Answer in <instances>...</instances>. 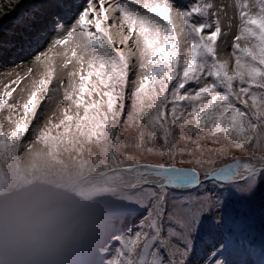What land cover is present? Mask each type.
Segmentation results:
<instances>
[{"label": "snow or ice", "instance_id": "obj_1", "mask_svg": "<svg viewBox=\"0 0 264 264\" xmlns=\"http://www.w3.org/2000/svg\"><path fill=\"white\" fill-rule=\"evenodd\" d=\"M13 2L14 23L48 13L54 37L24 72L3 69L0 146L35 130L111 161L130 219L104 264H231L228 235L200 240L264 188V0L231 16L216 0Z\"/></svg>", "mask_w": 264, "mask_h": 264}, {"label": "rangeland", "instance_id": "obj_2", "mask_svg": "<svg viewBox=\"0 0 264 264\" xmlns=\"http://www.w3.org/2000/svg\"><path fill=\"white\" fill-rule=\"evenodd\" d=\"M216 2L233 5L228 14L234 15L235 0ZM226 37L221 39L230 45L232 34ZM50 55L59 72L61 57L58 59L55 52ZM52 111L53 106L45 104L40 116L47 117ZM11 130L6 125L4 134L10 135ZM34 132L24 140L0 146V205H18L0 211V264H104L110 240L130 219L119 186L95 181L59 200L45 198L68 181L109 171L111 161L86 141L53 143ZM226 217L222 230L202 234L201 247L219 239L223 232L229 236L227 258L231 264H264V188L250 200L230 201Z\"/></svg>", "mask_w": 264, "mask_h": 264}, {"label": "bare ground", "instance_id": "obj_3", "mask_svg": "<svg viewBox=\"0 0 264 264\" xmlns=\"http://www.w3.org/2000/svg\"><path fill=\"white\" fill-rule=\"evenodd\" d=\"M20 3L21 4H28L29 0H20ZM0 6H4V11H0V28H2L5 24H11L13 26V28H7L6 27V30H2L1 31L2 35H5V34L12 35V33H13L12 30L16 31V29H20L22 34L23 33H29L31 35H36V33L38 31H35V27H38L40 25L38 20L35 21L36 23L34 25H29V28H28L27 24H20V22L16 23V24H13V22H12L13 19H15V17L18 16L17 11L9 10V8L7 6V0H0ZM11 8L12 9H16L15 0L12 3ZM45 23L48 24V25L50 24L48 22V20H46ZM32 26H33V29L31 28ZM50 28H52L51 25H50ZM45 29L46 28L44 27L43 29H40V30L43 31ZM49 31L51 33L52 29H50ZM49 37H50V34L46 38V41L49 40ZM53 37H54V34H52V38L51 39H53ZM228 38H229V40L231 39L230 37H228ZM13 39L15 41H17L18 43H16L13 46L11 45L10 49H12V51L13 50L16 51V54H17L16 57H19L21 59L24 58L22 60L24 63H20L18 61L8 62L7 63L5 57H3V55H2V52H0V60L2 59L1 63H0V78L4 77L3 76V69H5V68H14L15 71H19L21 73L24 72L26 70V68L29 66V64L31 63V58L34 57V55H35V53H33V51H34L33 48L38 47L39 51H43L45 49V44H42V41L40 40V38H33V37L25 38V37H23V35H19L18 37H13ZM51 41L52 40H50L49 42H51ZM1 43H2V37L0 36V44ZM24 43H26V45L29 47L28 48V52H27V53L31 54L29 56H26V54H24V52H22L23 49L22 50H18V48H19L18 46H22V44H24ZM7 47H9V46H7ZM1 50H2V48H1ZM61 50H62V48L58 49L59 52ZM7 51H8V49L5 50V53ZM11 56H12L11 59L15 58V55H11ZM58 59H60V56H58ZM5 79H6V77H5ZM95 181L104 182L105 184H109L111 186H119L116 182H114V181L109 179L108 173L106 171L105 172H99V173H91V174H89L87 176H84V177L81 176V177L77 178L76 180L68 181L67 183H64L63 185L59 186L56 190H54L51 193H49L50 194V198L52 199V201L59 200L61 197L66 195L68 192H70V191L72 192V190L74 191L75 189L80 188L82 186L83 182H85L84 185H86L88 183H92V182H95ZM47 199H49V198L46 197L45 200H47Z\"/></svg>", "mask_w": 264, "mask_h": 264}]
</instances>
